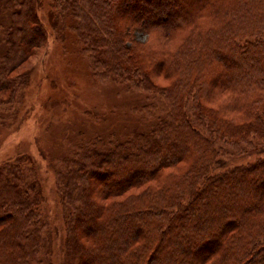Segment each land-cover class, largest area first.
Returning a JSON list of instances; mask_svg holds the SVG:
<instances>
[{"label":"trees","instance_id":"trees-1","mask_svg":"<svg viewBox=\"0 0 264 264\" xmlns=\"http://www.w3.org/2000/svg\"><path fill=\"white\" fill-rule=\"evenodd\" d=\"M6 13L0 105L69 34L89 75L146 101L149 129L79 145L59 170V264H264V0H0ZM39 172L27 155L0 165V264H41L51 243Z\"/></svg>","mask_w":264,"mask_h":264},{"label":"rangeland","instance_id":"rangeland-1","mask_svg":"<svg viewBox=\"0 0 264 264\" xmlns=\"http://www.w3.org/2000/svg\"><path fill=\"white\" fill-rule=\"evenodd\" d=\"M7 13L1 15L0 48L5 47ZM69 36L64 44L49 39L23 68L13 72L18 77L27 69L28 84L12 103L6 100L0 105V165L27 155L40 168L43 212L52 234L41 264H59L62 258L57 249L61 241L63 246L66 228L57 174L65 161L79 145L92 144L97 138L106 144L126 140L134 131L150 127V122L141 120L147 115L143 114V96L111 79L89 75L80 42ZM136 37L139 41L148 38L140 33ZM250 160V156H239L230 161L235 165Z\"/></svg>","mask_w":264,"mask_h":264}]
</instances>
